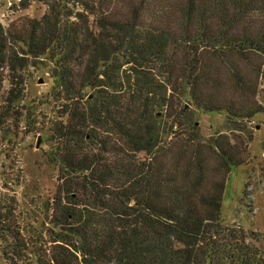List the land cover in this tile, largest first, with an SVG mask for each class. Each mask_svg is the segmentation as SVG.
<instances>
[{"label": "trees", "instance_id": "16d2710c", "mask_svg": "<svg viewBox=\"0 0 264 264\" xmlns=\"http://www.w3.org/2000/svg\"><path fill=\"white\" fill-rule=\"evenodd\" d=\"M38 1L42 17L0 21V136L23 116L40 125L59 175L38 263L264 264V235L222 220L248 146L207 147L159 116L181 126L185 102L239 122L264 113V0ZM43 59L53 89L20 108V73ZM46 103L53 118L37 114Z\"/></svg>", "mask_w": 264, "mask_h": 264}, {"label": "rangeland", "instance_id": "374dc122", "mask_svg": "<svg viewBox=\"0 0 264 264\" xmlns=\"http://www.w3.org/2000/svg\"><path fill=\"white\" fill-rule=\"evenodd\" d=\"M21 1L0 0V21L4 25L25 17L40 18L46 11L38 0H23L26 8ZM52 68L53 64L43 59L21 71L26 87L24 99L17 103L20 108L32 107L39 98H48L54 85ZM7 90L8 81L4 83L3 92ZM184 105L190 117L184 119L181 115V126L174 128L166 117L168 112L159 111L168 131L183 133L186 137L194 133L207 147L214 146L222 135L230 136L241 147L248 146L250 162L233 169L228 176L222 220L226 225H240L264 235V113L239 122L228 119L225 113L199 110L187 102ZM53 106L46 103L37 114L53 118ZM176 112L181 114L182 110ZM21 119L18 128L10 127L7 136H0V264H39L32 240L45 230L46 207L58 184V170L49 165L45 157L53 146L50 133L40 125L30 132L32 129H28L25 116ZM19 233L27 245L15 244L13 236Z\"/></svg>", "mask_w": 264, "mask_h": 264}]
</instances>
